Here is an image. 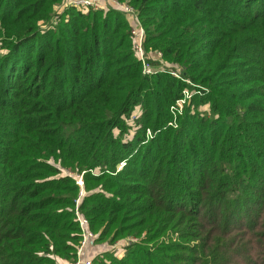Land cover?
Here are the masks:
<instances>
[{
    "label": "trees",
    "instance_id": "obj_1",
    "mask_svg": "<svg viewBox=\"0 0 264 264\" xmlns=\"http://www.w3.org/2000/svg\"><path fill=\"white\" fill-rule=\"evenodd\" d=\"M118 1L169 66L119 10L0 0V264L74 263L80 192L95 241L126 239L96 264H264V0Z\"/></svg>",
    "mask_w": 264,
    "mask_h": 264
},
{
    "label": "built area",
    "instance_id": "obj_2",
    "mask_svg": "<svg viewBox=\"0 0 264 264\" xmlns=\"http://www.w3.org/2000/svg\"><path fill=\"white\" fill-rule=\"evenodd\" d=\"M109 2L111 3L110 6L112 7V9L123 12L125 15L128 16V18L131 19L130 34H131V39H132V47H133L136 58L142 63V71L144 73L149 74V73H153V72L160 70L162 67L158 68L159 66H152V64L149 63L148 59L150 58L151 55L159 58L161 56V53L159 52L158 55L160 56H158L156 54L157 52H146L144 48L143 27L133 7L126 3L120 2L118 0H109ZM98 3H99L98 0H69L68 2H66V5L73 6L77 9H80L83 12H86L89 8H96L98 6ZM170 74H172L176 78H179V74L176 70H171ZM190 96L191 94L189 90L184 89L183 97L180 99H177L176 103L173 106H171V109L178 110L180 112L185 102L189 100ZM130 117L134 121L137 118L135 114L133 115L131 114ZM75 178H76V183L82 189L83 187L82 175H78ZM81 194L82 193L80 192V195L78 199H76L75 207H74L75 214H76V220L78 221L80 229H81V239L78 245V253H80V250L84 249L85 246L92 245L95 242V235L88 228V220L84 216H82L78 211V204H79ZM119 242L120 241L115 242V244L112 245V248L117 246ZM73 264H93V262L91 260L84 261V260L77 258Z\"/></svg>",
    "mask_w": 264,
    "mask_h": 264
},
{
    "label": "rangeland",
    "instance_id": "obj_3",
    "mask_svg": "<svg viewBox=\"0 0 264 264\" xmlns=\"http://www.w3.org/2000/svg\"><path fill=\"white\" fill-rule=\"evenodd\" d=\"M138 17V16H137ZM139 19V18H138ZM139 21H140V19H139ZM143 31H144V29H143ZM145 35V34H144ZM146 50V49H145ZM146 52H157L156 54L158 55V53L160 52V51H154V50H146ZM161 53V52H160ZM158 56H160V55H158ZM149 61H154V62H158V65H159V67L158 68H161V67H164V65H170V64H165L164 63V61H163V58H162V54H161V56L158 58V57H156V56H153V55H151L150 56V58L148 59ZM175 65V64H174ZM153 66V65H152ZM175 66H178V65H175ZM169 68V67H168ZM206 108V106H204V105H202V106H200L199 107V109H205ZM133 113H132V115L133 114H135L136 116H137V118L140 116V113H141V106L140 105H135V107H134V109H133V111H132ZM128 123L130 124V125H132V127H131V129H130V134L129 135H125V139H130L131 138V136H132V134L134 133V130L136 129V127H134L133 128V126H134V123H135V121L134 120H132L131 119V117L130 118H128ZM119 131H117L116 129H115V133H118ZM148 134H149V132L147 131V134H146V137L148 136ZM137 149H138V147H137ZM64 172L66 173H68V171H65L64 170ZM75 177H77L79 174H73ZM249 192V194L251 195L252 194V191H248ZM83 194V193H82ZM240 193H237V192H235V193H233V194H230V196H238ZM187 204V203H186ZM256 208V205H255V203L254 204H252V203H249V204H246V209H245V214H248L249 215V213L250 212H252V210H254ZM88 228H89V226H88ZM89 230H90V228H89ZM259 231H261V230H259ZM91 232H93L92 230H91ZM94 233V235H95V238L97 237V235H98V233H96V232H93ZM247 239L248 240H250L251 239V236H248L247 237ZM118 241H121V242H119V244L112 250L113 251V253L116 255V256H121L123 253H124V246H125V242H126V239H122V240H118ZM194 241V240H193ZM193 241H190V240H188V239H185V240H181V242H193ZM224 240H221V242H223ZM127 242H129V241H127ZM100 244H102L104 247H100L99 248V250L101 251V253H100V255L102 254V253H104L106 250L107 251H109V246H107L108 244H107V242L105 241V240H103L102 241V243H100V241L99 242H94L92 245H88L89 247L90 246H94V245H100ZM85 247H87V246H85ZM106 249V250H105ZM82 251V249L80 250V252ZM111 251V252H112ZM79 254V257L81 258V254H82V252H81V254L80 253H78ZM188 254H190L191 256L193 255L192 253H188ZM99 255V254H98ZM97 256V255H96ZM95 256V257H96ZM78 257V255H77V258H79ZM94 257V258H95ZM57 258H59V259H65L64 261H66V262H68V264H71L72 262H70V260L69 259H66V258H61V257H57ZM76 258V259H77ZM93 258V259H94ZM82 259V258H81ZM93 259L91 260L92 262H93V264H96V262H94L93 261ZM85 261V260H84ZM179 262H183V260H181V261H179ZM73 264V263H72Z\"/></svg>",
    "mask_w": 264,
    "mask_h": 264
},
{
    "label": "crops",
    "instance_id": "obj_4",
    "mask_svg": "<svg viewBox=\"0 0 264 264\" xmlns=\"http://www.w3.org/2000/svg\"><path fill=\"white\" fill-rule=\"evenodd\" d=\"M69 0H62V2L66 5V2H68ZM98 6L95 8V9H99V10H103V11H106L108 10L109 8H112L110 5L111 3L109 2V0H98ZM129 24H131V19L129 18ZM121 242V241H120ZM109 246V250L110 249H114L115 247L112 248L111 245H107ZM100 247H104L102 244L100 245H94V246H87L85 247L84 249H82V254H81V258L79 257V254H78V257L79 259L81 260H92L96 255H100L101 251L99 250ZM106 250V249H105ZM107 251V250H106ZM65 259H59V258H56V262L57 264H68V262L64 261ZM72 264V263H71Z\"/></svg>",
    "mask_w": 264,
    "mask_h": 264
}]
</instances>
